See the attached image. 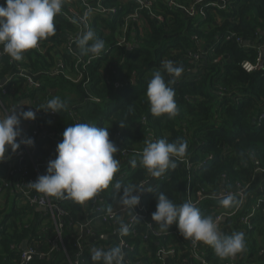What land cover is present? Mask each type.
Instances as JSON below:
<instances>
[{
	"label": "trees",
	"instance_id": "1",
	"mask_svg": "<svg viewBox=\"0 0 264 264\" xmlns=\"http://www.w3.org/2000/svg\"><path fill=\"white\" fill-rule=\"evenodd\" d=\"M175 1L187 6L193 0ZM105 4L116 8L114 17L89 16L91 30L104 41L98 55H81L77 44L72 52L67 49V40L77 33V27L59 13L54 18L56 34L38 42L43 52L28 50L21 61L7 54L0 56V82L5 78L11 80L4 92L0 87L4 108L28 96L41 97L38 107L43 99L54 97L67 105L55 120L43 116L38 119L45 131L56 134L55 139L48 136L34 141L35 157L43 163L40 175L46 174L48 162L56 158L57 139L62 141L67 126L89 123L107 127L110 140L119 147L115 154L119 170L107 189L83 203L51 197L62 199V206L69 214L62 222V243L51 216L38 212L17 190V182L27 181L20 175L19 164L0 162V170L5 172L0 176V264H21L24 244L35 248L40 255L23 264H72L79 241L84 251L83 264H93V249L107 251L120 246L110 237L112 227L100 221H93L85 232L80 230V225L96 216L92 211L94 198L100 197L106 209L117 208L119 195L116 200L111 195L119 182L124 186L148 188L141 211L144 217L155 212L160 193L177 205L187 202L184 166L177 158L192 162L195 196L201 190L206 193V198L197 205L201 214L213 220L219 215L228 220L233 218L232 229L226 235L244 233L245 259L235 260L236 264L257 260L264 249V183L261 190H248L241 208L238 197H234L231 206L224 207L210 195L252 186L258 173L264 172V61L263 67L251 74L241 67L243 62L255 61L258 49L253 44L264 41V0L227 1L223 9L213 11L205 6L202 11L206 18L192 20L169 7L167 0H146L148 11L143 12V26L135 27V36L132 35L134 24L126 28L127 15L137 7L133 1L108 0ZM3 5L5 0H0V6ZM67 8L78 9L80 3L64 0L61 12ZM161 18L163 21H159ZM237 38L251 45H240ZM123 39L132 45V50L120 44ZM200 44L206 55L195 62L193 56L202 52L198 48ZM0 49L3 50V45ZM60 61L65 65L63 71L52 75ZM164 61L183 67L181 76L169 85L175 90L179 109L178 115L171 119L166 115L153 116L146 95L148 81L155 71H161L166 82L174 79L162 68ZM19 70L29 73L28 76L18 75ZM29 76L40 77L36 81L39 88L28 83ZM31 132L25 131L24 138ZM159 139L170 143L183 141L187 148L182 156H173L174 169L153 177L140 160L145 141ZM30 177L37 179L32 170ZM32 193L41 194L34 189ZM241 218H248L247 224H241ZM92 229L94 233L90 236ZM136 230L135 236L125 237L131 248L126 254L128 264H201L191 256L188 239L179 233L176 223L164 229L168 234L160 239L144 241L143 223ZM102 236L108 239L103 241ZM201 246L208 264H225L210 246ZM162 249L172 250L173 256L163 258L159 255ZM260 261L264 262V258Z\"/></svg>",
	"mask_w": 264,
	"mask_h": 264
},
{
	"label": "clouds",
	"instance_id": "2",
	"mask_svg": "<svg viewBox=\"0 0 264 264\" xmlns=\"http://www.w3.org/2000/svg\"><path fill=\"white\" fill-rule=\"evenodd\" d=\"M64 0H5L0 6V45L2 53L15 61H21L24 53L37 47L38 42L56 34L54 18L61 13ZM88 12L75 19L87 28ZM91 41V43H89ZM81 55H98L104 48V41L95 36L92 30L84 31L77 39ZM164 71L174 79L165 81L164 75L157 70L147 85V98L150 111L155 117L166 115L174 118L179 109L174 99L175 90L169 85L175 83L183 72L182 66H175L172 61L162 63ZM67 105L54 97L37 111L58 113ZM18 108V107H17ZM14 108L0 119V162L9 158L8 149L15 153L21 144L34 146V139L21 137V120H35L36 112L31 107L17 111ZM123 128V124L119 125ZM140 163L153 177H159L169 168H175L174 155L182 156L187 148L186 142H168L159 139L155 142L145 141ZM56 158L47 164L46 174L36 181L29 182L30 188L49 197L70 198L83 203L92 199L101 190L107 189L119 170V160L115 158L117 146L110 140L107 127L100 128L89 123H77L67 126L63 139L56 146ZM135 165V161L132 162ZM118 202L124 206L136 208L140 203L142 188L117 182L114 185ZM122 191V194H120ZM234 196L227 195L220 203L229 207L234 203ZM152 220L162 229L168 230L173 223L177 224L179 233L184 239L194 244L203 242L210 246L221 260L235 257L245 250L243 232L225 235L220 232L218 223L211 216H203L200 209L191 201L180 205L173 203L167 196H157L156 210ZM121 235H127L129 228L121 225ZM124 253L120 246L107 251L93 249V264H123Z\"/></svg>",
	"mask_w": 264,
	"mask_h": 264
},
{
	"label": "built area",
	"instance_id": "3",
	"mask_svg": "<svg viewBox=\"0 0 264 264\" xmlns=\"http://www.w3.org/2000/svg\"><path fill=\"white\" fill-rule=\"evenodd\" d=\"M108 0H78L80 3V8H67L66 10H63L62 16L67 20L69 23L73 24L74 26L77 27V33L71 37L68 38L66 47L67 49L72 52L75 50L76 42L79 36L86 30H91V21L89 19L90 14H97L101 15L104 17H114L117 14V10L114 7H109L105 4V2ZM133 3L137 6L136 9L129 13L126 17V28L128 25L134 24L132 26V30L135 31L136 26H143V12L147 10L145 6V1L146 0H131ZM227 1H233L237 2L239 0H193L190 4L182 5L176 2L175 0H167V4L169 7L176 8L179 10L181 13L185 15V17L188 20L192 19H198V18H206V13H203V7L207 6L212 8L211 10L215 9H223L225 7V3ZM148 11V10H147ZM85 12H88V17H87V28H85V25L80 24V23H74L73 21L77 19L78 17L82 16ZM163 21V18L159 19V21ZM127 30V29H126ZM230 38H228L227 41H229ZM236 42L240 45L245 46V42L241 38H237ZM120 44L126 45L129 50H132V45L127 43L125 39L121 41ZM251 44V43H250ZM1 47V45H0ZM253 47L258 49L257 57L254 62H243L241 67L242 69L248 73H254L261 69L263 67V61H264V41L263 43L259 44H253ZM202 52L195 54L193 56L195 62H200L202 57L206 55V52L203 51L204 49L202 48V45L200 44L198 46ZM35 50H38L40 52H43L42 48L37 45ZM33 50V49H31ZM0 53H2V50L0 49ZM4 54H0L2 56ZM65 65L60 61L54 71H52V75H57L61 71H63ZM18 75L20 76H28L29 73L24 72L22 70L17 71ZM49 73H44V75H48ZM40 77H32L29 76L28 83L31 85H35L37 79ZM6 82L4 85L0 86L3 88V92L5 91V86L11 81L9 78H6ZM79 80V79H77ZM36 87L39 88L40 85L37 83ZM41 97H34L31 98V96L25 97L21 101L15 103L14 105L10 106L8 109L4 108L0 101V115L1 119L5 117L7 113H10L14 108H17V111L22 107L24 110H28L29 107L32 108L33 111L36 112V119L35 120H21L20 128L22 130L21 137L18 138V141L24 138V132L25 131H32L28 138L36 140V138H44V137H50L51 139L56 138L55 132L48 133L45 131L42 127V125L39 124V117H46L50 120H55L58 117V113H51V112H45L43 110L37 111L36 108H40L42 105H45L46 101L43 99L42 105L40 107L37 106L38 101H40ZM44 103V104H43ZM58 142H60L57 139ZM119 150V147H117ZM37 147L35 146H27L24 144H21V147L15 152L12 153L11 149L9 148L10 152H8L9 158L4 161V163H18L20 166V175L23 177V179H27V181H22V182H17L16 183V188L17 190L23 194V196L26 198L28 203L33 206L34 208H43L46 210V212H43L45 214H48L51 216L54 225L56 227V232L58 236V240L60 243L63 242L62 240V222L64 219L69 215L68 210L62 206V199L56 198L53 200L51 197L41 193V194H33L32 193V188L29 187L28 183L29 182H34V179L32 177L29 178V170H32V174L35 177L40 176V167L43 165V163L35 157V154L37 152ZM122 154H126V151H122ZM52 157V156H50ZM173 158V157H172ZM53 160V158H52ZM176 160L179 161L180 164L184 166V175L186 179V200L187 202L191 201L194 203L196 206L206 198V193L204 191H200L197 196H195V190L192 184V162L189 159L186 158H177ZM163 179V178H161ZM142 193H134V195L139 194L140 195V203L136 208L132 207H127L124 205H118L117 208L115 209H106V207L102 203V199L100 197H95L94 198V203H93V209L92 211L95 213V218L93 220H88L85 224L80 225V230L82 232H85L86 230L91 228L92 222L93 221H100L103 224L107 225L108 227H112L113 231L110 235L112 239H116L123 252H124V258H123V264H128L126 261V254L128 251L131 249L127 243L125 237L127 235L129 236H135L137 234V226L140 223H143V226L145 228V235L143 237V240L146 241L150 238H155V239H160L162 237L167 236V232L160 228L153 220L152 216L150 214L147 217H144L141 213L142 210H144L143 207V198L148 194V188L143 187ZM250 189V186L246 187H239L236 192H230V191H220L218 193H214L210 195V198L221 201L225 196L227 195H232L234 197H238L241 199V201L245 202V194L248 192ZM66 201L68 202H74V200L70 198H65ZM255 210V206L253 208ZM233 215H230L229 217H232ZM225 217L224 216H216L214 218V221L218 223V225L221 224ZM248 218H241L240 223L241 224H247ZM121 225H127L129 228L128 234L127 235H121L119 229L121 228ZM93 229L91 230V235H93ZM108 237V236H107ZM204 245L203 242H196L195 244L188 239V249L191 254V256L199 261L201 264H208L205 259V253L202 249V246ZM174 252L172 250H165L162 249L159 252V255L162 256L163 258H169L173 256ZM40 254L37 252V250L33 247H27L22 251L21 255V264L23 262L29 260L30 258L34 256H39ZM43 256V255H42ZM84 256V251L83 247L81 245V242H78V253L76 256V260L72 262V264H83ZM259 258L262 260L264 258V249L259 252ZM225 260V264H236L235 260L230 257ZM247 264H251V262H247Z\"/></svg>",
	"mask_w": 264,
	"mask_h": 264
},
{
	"label": "crops",
	"instance_id": "4",
	"mask_svg": "<svg viewBox=\"0 0 264 264\" xmlns=\"http://www.w3.org/2000/svg\"><path fill=\"white\" fill-rule=\"evenodd\" d=\"M144 28V27H143ZM132 35L135 36L136 33L135 31L133 30L132 31ZM248 45H245V46H249L251 45L249 42H247ZM9 171L13 173L14 175V172L12 169H9ZM1 175H5V172H3L2 170H0V176ZM264 183V172H260L258 173V175L256 176L254 182L252 183V186H250V190L251 192H254V191H257V190H261V187ZM114 200H116L118 198V194H116V192L112 191V195H111ZM117 204V201L115 202ZM120 203H118L117 205H119ZM244 204V201L240 202V206L239 208L242 207V205ZM229 217V216H228ZM233 218H231L230 220H228L226 217L223 219V221L221 222L220 225H218V228L220 230L221 233L225 234L226 233H229L230 230L232 229V224H234V222L232 221ZM104 237V236H102ZM101 237V238H102ZM104 241V240H103ZM234 260H237V261H243L245 259V254L244 253H238L235 255V257H232ZM167 259V258H166ZM261 259H257V260H254L253 262H251V264H264V262H261L260 261Z\"/></svg>",
	"mask_w": 264,
	"mask_h": 264
},
{
	"label": "water",
	"instance_id": "5",
	"mask_svg": "<svg viewBox=\"0 0 264 264\" xmlns=\"http://www.w3.org/2000/svg\"><path fill=\"white\" fill-rule=\"evenodd\" d=\"M245 45H248V43L245 42ZM6 80H7L6 78L3 79V80L0 82V86L4 85L5 82H6ZM37 211H38V212H46V210L43 209V208H38ZM100 239L106 241V240L108 239V237H107V236H104V237H102V238H100ZM98 240H99V239H98ZM98 240H97V241H98ZM26 248H27V244H24L23 247H22V249L24 250V249H26Z\"/></svg>",
	"mask_w": 264,
	"mask_h": 264
}]
</instances>
